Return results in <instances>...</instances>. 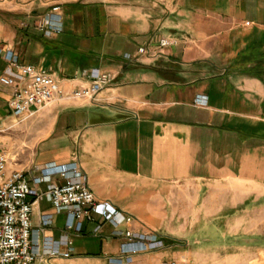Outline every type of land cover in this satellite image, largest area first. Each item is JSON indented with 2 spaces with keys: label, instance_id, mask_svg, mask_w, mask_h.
I'll list each match as a JSON object with an SVG mask.
<instances>
[{
  "label": "crops",
  "instance_id": "obj_1",
  "mask_svg": "<svg viewBox=\"0 0 264 264\" xmlns=\"http://www.w3.org/2000/svg\"><path fill=\"white\" fill-rule=\"evenodd\" d=\"M56 3L64 31L45 38L34 24ZM161 38L172 44L161 48ZM142 46L150 53L139 54ZM0 47L54 73L62 91L37 113L38 132L21 136L8 121L10 90L0 88V133L9 131L0 147L10 151L39 134L28 160L25 151H6L11 168L24 169L34 185L38 166L80 163L99 198L132 214L136 231L165 241L130 264L264 257V0H3ZM7 65L0 56V76ZM94 69L116 78L97 101L68 99L90 85ZM198 95L208 96L207 106L195 105ZM44 214L54 221L41 231ZM32 219L33 237L69 233L74 243L70 258L39 264H124V239L109 222L69 231L68 213L47 198ZM210 231L219 242L204 249Z\"/></svg>",
  "mask_w": 264,
  "mask_h": 264
},
{
  "label": "built area",
  "instance_id": "obj_2",
  "mask_svg": "<svg viewBox=\"0 0 264 264\" xmlns=\"http://www.w3.org/2000/svg\"><path fill=\"white\" fill-rule=\"evenodd\" d=\"M3 1V0H0ZM45 37L52 38L64 31V12L61 3L53 4L34 24ZM167 38L159 40L161 48L171 45ZM139 54L150 53L148 47L138 49ZM155 55V53L153 54ZM8 65L0 76V88L10 90L9 108L13 117L29 119L43 107L62 94L59 79L43 67L25 64L13 49L0 47ZM127 59L133 55L127 54ZM90 85L73 90L66 97L71 100L97 101L100 93L113 83L116 76L111 72L94 69L88 73ZM195 105L205 107L208 96L198 95ZM12 159L0 148V264H39L51 259L70 258L73 240L69 233L61 239L53 236L33 237L34 206L42 198H47L57 213H68L67 230L71 231L84 222H95L97 218L109 222L115 228L114 235L122 236L120 259L130 264L133 256L150 253L165 247V241L154 231H136L132 225L136 218L125 213L111 201L99 198L89 185L88 175L80 163H48L38 166V175L32 181L24 169H12ZM47 183L46 190L37 186ZM53 214L41 218L42 229L51 226ZM126 226V229H122ZM100 232V226L95 233ZM67 249H63V247ZM162 264H183L176 260Z\"/></svg>",
  "mask_w": 264,
  "mask_h": 264
},
{
  "label": "rangeland",
  "instance_id": "obj_3",
  "mask_svg": "<svg viewBox=\"0 0 264 264\" xmlns=\"http://www.w3.org/2000/svg\"><path fill=\"white\" fill-rule=\"evenodd\" d=\"M37 117H38V114L34 117L29 118V119H18L15 117H9L8 121L13 122L12 124L15 125V128H12V131L16 134H21V136H23L27 133H33V132H36L38 130L39 119ZM8 132L9 131L6 130V132H1L0 134H4V133L7 134ZM17 138H18V136H17ZM27 140H28L27 143L25 141L26 145H23V143H18L17 145H11L10 151L7 148H3V147H0V148H2L5 151H9L11 153H14V154L15 153L16 154L22 153L25 151L23 157L25 160H28L29 156L32 155L33 152L36 150V147H37L36 143L39 141V134H36L34 139L28 138ZM45 152H46V148H43L41 150L42 156L39 157L38 160H43L45 158V155H43V154H45ZM208 238H209L208 241L203 240L202 247L204 249H208L209 247H214L219 242L218 241L219 236L216 234L215 231L208 232ZM192 248H195V246L192 245ZM263 263H264V257L260 261L257 262V264H263Z\"/></svg>",
  "mask_w": 264,
  "mask_h": 264
}]
</instances>
